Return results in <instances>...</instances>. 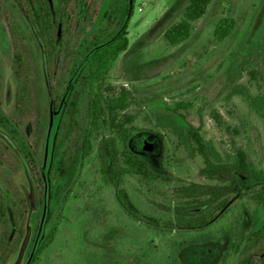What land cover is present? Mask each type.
I'll list each match as a JSON object with an SVG mask.
<instances>
[{
    "label": "rangeland",
    "instance_id": "1",
    "mask_svg": "<svg viewBox=\"0 0 264 264\" xmlns=\"http://www.w3.org/2000/svg\"><path fill=\"white\" fill-rule=\"evenodd\" d=\"M48 1L60 26L58 32H63L70 47L56 56L53 81L46 74L43 47L33 26L14 0H0V111L8 119L15 115L17 83L14 45L8 25V17H12L27 33L36 54L44 121L35 154L41 178L39 184L29 173L18 143L0 126V192L5 198L13 235L10 256L5 264H67L70 250H78L84 244L91 247L90 250L82 249L87 264H144L138 262L137 252L121 256L115 255L113 249L124 237L130 239L126 241L147 249L170 239L166 238V234L176 233L174 229L171 231L165 227L164 223L156 228L147 222L132 220L119 208L114 193L107 189L103 191L104 195L95 200V206L87 208L88 199L83 198L87 187L85 179L97 172L99 142L94 154L80 157L70 186L65 187L64 181L56 178L50 182L49 169L60 117L67 105L73 106L75 103L74 98H68L73 85L72 79L68 78L69 72L77 69L76 63L82 65L87 56L86 47L96 34L107 27V19L102 20L97 28L94 27L100 11L99 1L75 0L77 18L72 31L68 33L62 1ZM125 1L129 6L128 18L123 20L124 24L120 27L117 22L114 25L127 31L129 45L109 72L107 81L116 88L124 87L131 91L130 111L137 114V121L136 129L130 132V149L133 144L139 143L141 134L155 135L161 139L162 156L166 149L175 153L177 147L173 139L190 149L184 132L190 125L205 122L203 133L208 138L222 140L233 148L243 147L250 153L251 159L264 168V131L241 121L235 102L226 98L236 83L246 81L248 72L243 67H254L264 85V0H213L206 14L194 24L190 38L176 46L168 45L164 35L171 25L180 21L188 0ZM224 17L233 18L236 26L227 39L219 42L214 30ZM74 45L76 48L73 49ZM58 94L59 100L56 98ZM233 127L239 132L236 133ZM177 153L180 155L182 152L177 150ZM104 155L105 165L110 171V158L106 150ZM139 156L153 171L170 175L162 167V156L153 162ZM177 157L175 161L184 162L182 178L177 173L173 174L172 169L171 184L164 188V192L171 196L175 189L192 188L191 183L197 182L199 186L196 192L207 196L212 189L209 184H203L198 167H189L182 155ZM231 174L239 183L243 181L242 172ZM7 180L17 185L28 202L27 219L22 229L15 225L14 209L18 199L14 191L8 189ZM130 189L135 204L142 211L152 215L168 213L167 207H163L160 201L161 194L149 193L136 182L130 184ZM204 208L190 211L200 212ZM83 212L88 214L86 218H81ZM88 217L91 219L89 224ZM93 227L97 229V234L90 239L89 233ZM198 232L194 235L200 239ZM210 233L213 235L208 240H200L180 250L177 264H225L233 237L239 252L251 249L257 241L264 242V207L248 212L242 205L222 219V223L216 224ZM48 237L51 239L50 246L35 263L37 251ZM96 249L101 252L96 254L93 251Z\"/></svg>",
    "mask_w": 264,
    "mask_h": 264
},
{
    "label": "trees",
    "instance_id": "2",
    "mask_svg": "<svg viewBox=\"0 0 264 264\" xmlns=\"http://www.w3.org/2000/svg\"><path fill=\"white\" fill-rule=\"evenodd\" d=\"M63 4L66 25L72 31L77 18L75 0H61ZM100 11L95 26L107 19V27L96 34L90 45L86 47L87 56L82 65L75 64L76 70L69 72L73 85L69 90V97L74 98V105H67L60 117L54 142V156L49 169L50 182L63 180L65 187L71 185L77 172L81 158L94 154L99 142L101 147L96 156L97 172L85 179V192L88 207L95 206V200L105 194L103 191L113 192L119 208L132 220L147 222L156 228L160 223L174 229L176 234H166V241L161 245L144 249L134 245L124 237L113 249L115 255L127 256L137 252V260L147 264H177V254L183 248L192 244L208 240L209 234L216 224L235 212L240 206L253 212L264 207V168L250 157V153L243 147L229 146L224 141L208 138L203 133L205 122L190 125L184 132L190 149L174 140L177 147L175 153L165 150L161 159L164 170L169 176L153 171L149 165L128 145L130 132L136 129L137 114L130 111L131 91L122 87L116 88L107 81V76L119 56L129 45L127 31L119 27L128 18L129 6L125 0H98ZM213 0H188L182 18L171 25L165 32L168 45L176 46L187 41L194 28L207 12ZM21 12L33 26L36 36L44 52V67L49 79L53 81L55 59L59 52L70 47L58 32L59 23L55 19L48 0H14ZM7 16V15H6ZM8 17V16H7ZM9 32L14 45V75L16 91L14 96L15 115L8 119L0 111V126L6 130L20 148L29 173L37 184L41 183L40 172L36 165L35 154L43 133V111L41 113L40 71L36 63V54L29 43L28 35L20 24L8 17ZM236 26L231 17L219 20L214 30V36L219 42L227 39ZM123 27V26H122ZM76 48L74 45L73 49ZM248 72L246 81L236 83L227 93L226 98L233 100L240 119L264 131V85L254 67H243ZM60 99L59 94L56 97ZM236 133L239 130L233 127ZM163 137V136H162ZM165 138V137H163ZM173 138V137H170ZM110 158L111 170L105 165L104 151ZM177 150L182 153L179 155ZM188 161L189 167L196 165L198 175L203 184H209L212 191L207 196L196 192L197 182H192V188H177L169 196L164 188L172 180L171 171L182 178L183 161H175L177 156ZM242 172L243 181L232 175V172ZM31 176V177H32ZM136 182L150 193L161 194L162 206L167 207L166 213L152 215L142 211L133 200L130 184ZM8 189L17 195L18 204L14 209L15 225L22 229L27 219L28 202L25 194L12 181H6ZM153 195V194H152ZM154 196V195H153ZM77 199V197H76ZM78 200V199H77ZM205 206L203 211L191 212L192 209ZM172 209V212L170 210ZM162 210V209H161ZM83 212L81 218L87 216ZM88 224L91 220L87 218ZM230 220V219H229ZM5 198L0 192V264H5L10 256L12 232ZM198 232L200 239L194 233ZM97 229L92 228L89 238L96 237ZM165 237V236H164ZM51 239L49 237L42 244L35 256V263L41 259L42 253L47 251ZM233 237L230 249L226 255L225 264H264V242L257 241L251 249L239 252ZM91 247L80 245L78 250H70V260L67 264H87L82 256L83 250ZM96 254L101 250H93Z\"/></svg>",
    "mask_w": 264,
    "mask_h": 264
},
{
    "label": "water",
    "instance_id": "3",
    "mask_svg": "<svg viewBox=\"0 0 264 264\" xmlns=\"http://www.w3.org/2000/svg\"><path fill=\"white\" fill-rule=\"evenodd\" d=\"M139 140L140 141L138 144H133L131 147L134 152L141 155L144 159L150 162H153L162 156L163 145L159 137L155 135L145 136L144 134H141L139 136ZM42 234H43V231L41 232V235L37 241L33 255L38 248V244L40 242Z\"/></svg>",
    "mask_w": 264,
    "mask_h": 264
}]
</instances>
